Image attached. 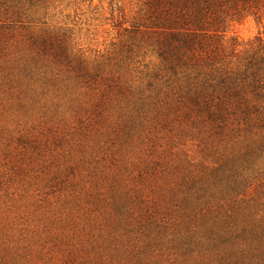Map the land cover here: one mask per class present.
<instances>
[{
	"label": "rangeland",
	"instance_id": "374dc122",
	"mask_svg": "<svg viewBox=\"0 0 264 264\" xmlns=\"http://www.w3.org/2000/svg\"><path fill=\"white\" fill-rule=\"evenodd\" d=\"M130 3L0 0V264H132L147 234L172 238L143 233L153 203L237 151L184 116ZM261 29L247 17L231 34ZM197 237L144 264H211Z\"/></svg>",
	"mask_w": 264,
	"mask_h": 264
},
{
	"label": "trees",
	"instance_id": "16d2710c",
	"mask_svg": "<svg viewBox=\"0 0 264 264\" xmlns=\"http://www.w3.org/2000/svg\"><path fill=\"white\" fill-rule=\"evenodd\" d=\"M130 4L131 30L153 41L190 124L213 125L215 134L238 140L237 151L227 152L209 174L179 177L164 210L153 203L139 222L143 233L152 226L172 237L167 245L176 241L181 247L198 235L197 244L207 241L214 250L211 264H264V0ZM247 17L262 29L239 40L231 32ZM156 213L165 225L155 222ZM146 238L132 253V264H144L145 252L166 246L150 233Z\"/></svg>",
	"mask_w": 264,
	"mask_h": 264
}]
</instances>
